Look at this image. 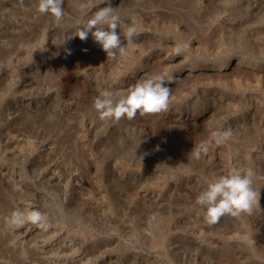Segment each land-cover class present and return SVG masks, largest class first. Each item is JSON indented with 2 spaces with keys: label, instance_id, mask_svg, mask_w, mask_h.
Instances as JSON below:
<instances>
[{
  "label": "rangeland",
  "instance_id": "1",
  "mask_svg": "<svg viewBox=\"0 0 264 264\" xmlns=\"http://www.w3.org/2000/svg\"><path fill=\"white\" fill-rule=\"evenodd\" d=\"M179 1L126 0L117 31L135 25L143 40L109 59L91 33L73 35L104 1L63 0L57 23L37 0H0V264H264V0ZM184 32L209 49L187 51ZM175 45L182 70L172 71L167 111L99 119L101 91L115 98L168 74L164 52ZM185 53L199 69L183 67ZM197 104L209 106L200 117ZM228 128L235 140L191 156ZM233 167L253 170L259 199L251 213L208 225L196 197ZM34 210L46 228L13 222Z\"/></svg>",
  "mask_w": 264,
  "mask_h": 264
},
{
  "label": "clouds",
  "instance_id": "2",
  "mask_svg": "<svg viewBox=\"0 0 264 264\" xmlns=\"http://www.w3.org/2000/svg\"><path fill=\"white\" fill-rule=\"evenodd\" d=\"M23 0H21V3ZM37 11L49 14L59 23L64 17L63 0H37ZM79 23V21L77 22ZM119 15L111 6L100 8L73 34L85 41L91 33L94 42L106 53L107 58L115 59L117 55H128L133 46V37L138 35L135 25H125L122 43ZM177 53L180 51L178 47ZM172 77L165 74L155 75L149 79L136 83L126 92L113 94L104 90L93 102V108L102 121L119 122L122 119L129 121L137 115L145 116L165 112L169 108L171 89L167 86L172 83ZM229 140H235V133L231 128L213 132L211 136L195 144L191 150L194 159H200L207 154L210 146L223 145ZM255 173L251 168L241 169L233 167L227 174L214 176L206 182V186L196 197L195 204L201 211L203 220L208 225H214L221 217L228 215L239 217L241 214L251 213L253 204L259 199V192L253 188ZM46 228L43 214L34 210L27 215L15 213L13 222H25Z\"/></svg>",
  "mask_w": 264,
  "mask_h": 264
},
{
  "label": "bare ground",
  "instance_id": "3",
  "mask_svg": "<svg viewBox=\"0 0 264 264\" xmlns=\"http://www.w3.org/2000/svg\"><path fill=\"white\" fill-rule=\"evenodd\" d=\"M73 1V0H72ZM77 1V0H76ZM102 1H104L105 2V6H111L112 8H114L115 9V11L116 10H118L119 8H121V6H122V4H124V2L126 1V0H102ZM173 2H175V4H177V3H181L179 0H172ZM179 1V2H178ZM157 2V1H156ZM169 2H171V1H169ZM191 2V1H190ZM193 2V1H192ZM191 2V3H192ZM198 2H199V0H198ZM196 3V2H195ZM67 4V3H66ZM70 4V3H69ZM85 4V3H84ZM171 4V3H170ZM189 4V3H188ZM197 4V3H196ZM168 5V4H167ZM182 5V4H181ZM36 6V5H35ZM35 6H33V9H35ZM69 6V5H68ZM152 6V5H151ZM165 6V5H164ZM168 6H170V5H168ZM173 6V5H172ZM31 7V6H30ZM98 7V6H97ZM100 7V6H99ZM180 7H182V6H180ZM197 7V6H196ZM199 7V6H198ZM210 7V6H209ZM36 8H37V6H36ZM67 8V7H66ZM85 8V7H84ZM90 8V7H89ZM102 8V7H101ZM202 8V7H201ZM201 8H199V9H201ZM208 8V7H207ZM65 9V8H64ZM78 9V8H77ZM76 9V10H77ZM99 9V8H98ZM75 10V11H76ZM192 10V9H191ZM195 10H196V8H195ZM35 11H37V9L35 10ZM74 11V12H75ZM78 11V10H77ZM87 11V10H86ZM193 11H194V9H193ZM192 11V12H193ZM206 11V10H205ZM210 11V10H209ZM26 12V11H25ZM38 12V11H37ZM186 12V11H185ZM187 12H188V10H187ZM186 12V13H187ZM196 12V11H195ZM199 12V11H198ZM32 13V12H31ZM66 13V12H65ZM184 13V12H183ZM214 13H216L215 11H214ZM23 14V13H22ZM36 14V13H35ZM88 14V13H87ZM44 15V14H43ZM143 15V14H142ZM150 15V14H149ZM193 15V14H192ZM22 16H24V15H22ZM33 16V15H32ZM51 16V15H50ZM148 16V15H147ZM161 16V15H160ZM28 17V16H27ZM34 17V16H33ZM160 18V17H159ZM23 19V18H22ZM38 19V18H37ZM40 19V18H39ZM148 19V18H147ZM198 19V18H197ZM139 20V19H138ZM142 20V19H141ZM201 20V19H200ZM202 20H204V19H202ZM201 20V21H202ZM36 21V19L33 21V22H35ZM39 21V20H38ZM166 21V20H165ZM200 21V22H201ZM29 22V21H28ZM32 22V21H31ZM200 22H198V23H200ZM38 23V22H37ZM140 23V22H139ZM143 23V22H142ZM23 24V23H22ZM178 24V23H177ZM176 24V25H177ZM180 24V23H179ZM220 24V23H219ZM33 25V24H32ZM148 26V25H147ZM157 26V25H156ZM180 26V25H179ZM199 26V25H198ZM197 26V27H198ZM28 27V26H27ZM172 27V26H171ZM183 27V26H182ZM193 27V26H192ZM191 27V28H192ZM196 27V26H195ZM220 27V26H219ZM149 28V27H148ZM175 28V27H174ZM177 28V27H176ZM23 29V28H22ZM25 29V28H24ZM183 29H185V28H183ZM174 30V29H173ZM21 31H23V30H21ZM27 31V30H26ZM30 31V30H29ZM32 31V30H31ZM28 32V31H27ZM186 32H188V31H186ZM186 32H184V34H181V36H179L180 38H178L181 42H182V40H183V42L185 43V46H188L187 47V51H189V52H191V50H193V53L197 56L198 55V53H200V54H202L203 52L202 51H204V50H208L209 48H207V47H203V46H201L198 42H196V41H194L192 38H190L188 35H187V33ZM176 34V33H175ZM151 35V34H150ZM137 36V40L138 41H140L141 39H142V35H136ZM135 36V37H136ZM221 36V35H220ZM121 38H123V36L121 37ZM134 39V38H133ZM182 39V40H181ZM143 40V39H142ZM127 43V42H126ZM126 43H125V45H126ZM135 43V42H134ZM206 43V42H205ZM124 44V43H123ZM225 45V44H224ZM223 47V46H222ZM132 48V47H131ZM131 48H130V50H129V53L131 52ZM171 48V47H170ZM178 48V46L177 45H175L174 46V48L173 49H166L165 51L166 52H164V59H163V61H165L166 62V64H168V66L170 67V72L168 73V74H166V73H163V74H165L166 76H168V77H174V73H172V71H173V69L175 70L177 67H178V63H180V62H177V64H176V62L175 61H177L178 59H179V57L176 55V49ZM221 48V47H220ZM189 49V50H188ZM170 50L172 51V53L173 54H169V52H170ZM103 53V52H102ZM128 53V54H129ZM192 53V52H191ZM187 53H185V54H182V55H184V56H182V58H183V60H185V59H188V54L186 55ZM246 55V54H245ZM103 56H104V54H103ZM176 57H178V59L176 58ZM198 57V56H197ZM201 57V56H200ZM118 58V57H117ZM126 58V57H125ZM239 58V57H238ZM125 60H127V59H125ZM132 60V59H131ZM179 61V60H178ZM191 61V60H190ZM189 61V59H188V63H185L184 65H183V67L185 66H187V68L189 69V70H191V71H194V70H197V69H199L200 68V63H196L195 61L194 62H190ZM90 62V61H89ZM122 62V61H121ZM190 62V63H189ZM208 62V61H207ZM85 63V62H84ZM100 63V62H99ZM131 64H134V63H132V62H130ZM129 63V64H130ZM221 63V62H220ZM127 64H128V62H127ZM120 65V64H119ZM122 65H124V64H122ZM121 65V66H122ZM182 65V64H181ZM84 66H86L85 64H84ZM95 66V65H94ZM138 66V65H137ZM227 66V65H226ZM225 66V67H226ZM83 67V66H82ZM223 67V66H222ZM224 67V68H225ZM144 68V67H143ZM163 68V67H162ZM182 68V67H181ZM181 68H177L178 69V71H177V73L176 74H178L182 69ZM221 68V67H220ZM93 70H94V68H93ZM97 70V69H96ZM130 70H131V68H130ZM133 70V69H132ZM131 70V71H132ZM135 70V69H134ZM85 71V70H84ZM124 71V70H123ZM126 71V70H125ZM128 72V71H127ZM126 72V73H127ZM134 72V71H133ZM87 73V72H86ZM91 73V72H90ZM95 73H97V72H95ZM130 72H128V74H129ZM88 74H89V72H88ZM99 74V73H98ZM160 74V73H159ZM175 74V75H176ZM96 75V74H95ZM256 76V75H255ZM59 77V76H58ZM86 77H87V75H86ZM89 77V76H88ZM93 77V76H92ZM90 78V77H89ZM122 79H123V77H122ZM126 79V78H125ZM123 81V80H122ZM129 81V80H128ZM26 82V81H25ZM130 82V81H129ZM220 82V81H219ZM221 83V82H220ZM135 84V83H134ZM256 84V83H255ZM245 85H247V84H245ZM128 87V86H127ZM206 87V86H205ZM231 87V86H230ZM255 87V86H254ZM172 88V87H171ZM251 88V87H250ZM123 90V89H122ZM197 91V90H196ZM231 91V90H230ZM194 92H195V90H194ZM193 92V97L191 96V99H189L190 97H185L184 98V101H187L188 99L189 100H191V102H192V100L193 99H195V100H197L198 101V99H196V97L198 96V93H194ZM241 92V91H240ZM185 93V92H184ZM203 93V92H202ZM179 94V93H178ZM212 94V93H211ZM177 95V94H176ZM202 97V96H201ZM175 99V98H174ZM194 101V100H193ZM199 104V103H198ZM196 105V109H195V111H194V116H196V117H200V116H202L203 114H204V111H206L208 108H209V106H208V104H205L206 105V107H204V106H200V107H198L199 105ZM213 104V103H212ZM210 105V104H209ZM250 105V104H249ZM248 105V106H249ZM180 106V105H179ZM194 106V105H193ZM192 106V107H193ZM208 106V107H207ZM172 107H173V105H172ZM174 109V108H173ZM193 113V112H192ZM174 115H176V114H174ZM206 115V114H205ZM204 115V116H205ZM213 115H214V113H213ZM181 116V115H180ZM185 116V115H184ZM163 119V118H162ZM181 119V118H180ZM183 119V118H182ZM196 119V118H195ZM211 119V118H210ZM213 119V118H212ZM172 120V119H171ZM176 120V119H175ZM186 120V119H185ZM151 121V120H150ZM155 121V120H154ZM173 121V120H172ZM158 122V121H157ZM192 122V121H191ZM243 122V121H242ZM261 122V121H260ZM244 124L246 123L245 121L243 122ZM242 123V124H243ZM162 124V123H161ZM180 124V123H179ZM188 124V123H187ZM163 125V124H162ZM165 125V124H164ZM261 125H263L264 126V123H262ZM145 126V125H144ZM235 127V126H234ZM179 128V127H178ZM174 129V128H173ZM177 129V128H176ZM138 130V129H137ZM211 130V129H210ZM152 131V130H151ZM240 131V130H239ZM147 132V131H146ZM176 132V131H175ZM141 133V132H140ZM236 133V132H235ZM144 134V133H143ZM163 135V134H162ZM161 138V137H160ZM178 138V137H177ZM182 138V137H181ZM186 139V138H185ZM239 139V138H238ZM154 140V139H153ZM250 141V140H249ZM252 141V140H251ZM155 142V141H154ZM184 142V141H183ZM237 142H239V141H237ZM156 143H158V141L156 142ZM234 143V142H233ZM238 147V146H237ZM13 149V148H12ZM183 150V149H182ZM180 151V150H179ZM185 151V150H184ZM177 153V152H176ZM74 155V154H73ZM82 155V154H81ZM171 155H173V154H171ZM89 156V155H88ZM85 157V156H84ZM79 158H83V157H79ZM164 158H165V156H164ZM85 159V158H84ZM160 159V158H159ZM166 160H168V158H165ZM80 160V159H79ZM175 160V159H174ZM208 160V159H207ZM75 161V160H74ZM176 161V160H175ZM180 161V160H179ZM178 162V161H177ZM199 162V161H198ZM203 162V161H202ZM204 165V164H203ZM226 172V171H225ZM222 173H223V171H222ZM170 179H171V177H170ZM168 181H169V179H168V177H166V176H164L163 178H160V180L158 181V182H156L155 183V186L157 187V189L158 190H161V189H164L166 186H168ZM192 186V185H191ZM257 188V187H256ZM263 188V187H262ZM186 190V189H185ZM190 190V189H189ZM156 190H154V192H155ZM195 192V191H194ZM71 200V199H70ZM256 214H255V216L256 217H261V215L260 214H257V212H255ZM260 213V212H259ZM258 215H260V216H258ZM263 216V215H262ZM259 221H260V219H259ZM263 223V222H262ZM84 231V230H83ZM173 233V231L171 230V231H168V235H169V237L166 239V242H169V240H170V238H171V234ZM167 235V236H168ZM262 237V236H261ZM263 238V237H262ZM153 239V238H152ZM174 240V239H173ZM153 241V240H152ZM151 241V242H152ZM173 242V241H172ZM156 244V243H155ZM152 245V244H151ZM175 246V245H174ZM154 247V246H153ZM167 247V246H166ZM178 247V246H177ZM170 250V249H169ZM177 250H179V249H177ZM174 251V250H173ZM170 258V257H169ZM16 261V260H15ZM179 262V261H178ZM13 263V262H12Z\"/></svg>",
  "mask_w": 264,
  "mask_h": 264
}]
</instances>
